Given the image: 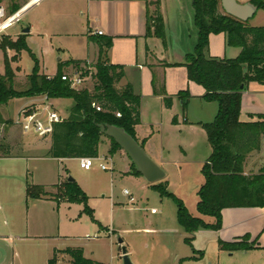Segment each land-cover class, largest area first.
Masks as SVG:
<instances>
[{"label": "crops", "instance_id": "0c3cea01", "mask_svg": "<svg viewBox=\"0 0 264 264\" xmlns=\"http://www.w3.org/2000/svg\"><path fill=\"white\" fill-rule=\"evenodd\" d=\"M155 1L47 0L44 9L37 12V7L41 6H37L40 0H27L14 14L16 26L17 17L22 12L26 11L25 15L30 19L14 35L17 38L25 29H28L27 35H39L43 24L46 36L56 41H77L79 50L85 55L80 58L71 57L64 62L79 61L85 63L89 70H94V65L101 59L120 67L124 76L115 84V88L121 90L126 85L131 86L134 96L140 101V123L133 129L136 141L161 169L168 164H184L187 157L199 147L204 149V158L196 162L200 164L201 174V168L211 154L201 125L214 120L218 105L203 98L205 89L189 81L187 70L182 65L185 56L193 51L197 41L192 0H159V12L164 24V42L146 34L148 15L154 11L151 2ZM235 1L240 5L252 2ZM219 7L222 11L221 5ZM246 23L253 28L264 27V11L257 9ZM98 31L102 32L101 36L95 34ZM106 38L111 39V46L101 53L97 41ZM72 51V48H67L68 54ZM239 53V48L227 46L225 34L209 35L206 57L233 59ZM64 70L74 69L70 65L63 72ZM181 92H186L187 98H180ZM165 97L171 98L172 104L169 108L164 105ZM45 98H27L28 103L22 105L21 109L30 107L41 110L45 106H51L62 120L67 119L69 110L64 115L57 108L66 105V100L69 99ZM263 115L264 86L250 83L241 94L239 120L243 123L253 122ZM1 119L5 120L2 116ZM21 134L20 139L11 144L13 149H8L7 156L0 154V264H48L55 251L61 252L68 248L81 249L86 259L106 264L96 256L100 252L98 246L101 242H106L105 245L109 248L111 237L116 232L109 231L96 221L94 223L103 230L99 232H103L104 237L75 238L73 232L85 225L71 209L77 204H69L49 196L68 181L67 164L71 160L78 162L79 159H52L47 156L50 136L34 139L35 135L23 132ZM99 140L108 144L109 153L110 139L100 135ZM119 152L123 151L120 149L115 153ZM109 161L111 163V159ZM263 166L264 135L261 137L260 150L247 156L244 175L256 174ZM113 171L112 169L111 172ZM129 173H132V162ZM131 178L138 177L134 175ZM28 185L42 186L48 196L40 199L27 198ZM236 214H241L242 219L226 224V220L230 216H237ZM201 219L207 224L214 223V219L210 217L201 216ZM246 222H255L258 228L245 231L244 237L263 233L264 208L224 209L222 227L216 233L228 239L226 234L231 227ZM237 235L233 237L235 241L239 237ZM76 240L79 242L72 244ZM255 243L250 250L243 252L264 264V244ZM7 250L10 252L9 256ZM63 263L72 264L67 254L58 253L56 264Z\"/></svg>", "mask_w": 264, "mask_h": 264}, {"label": "trees", "instance_id": "16d2710c", "mask_svg": "<svg viewBox=\"0 0 264 264\" xmlns=\"http://www.w3.org/2000/svg\"><path fill=\"white\" fill-rule=\"evenodd\" d=\"M251 4L264 11L263 0H252ZM151 5L154 6V11L148 15L146 34L164 42V24L159 12V0ZM219 6L220 0H192L197 41L193 51L185 56L182 64L187 70L189 81L205 89L206 94L203 98L218 105L214 120L201 125L206 133L211 154L201 168L204 183L197 191L196 204L199 215L213 218L214 223L207 224L201 218L191 216L183 202L167 192V182L154 185L162 197L174 202L177 221L187 235L184 242L188 246H191L193 235L199 229L220 231L224 209L264 208V166L256 174L244 175L243 172L247 156L260 150L261 137L264 135V115L253 122L243 123L239 120L242 92L250 83L264 86V27L253 28L247 23L222 14L219 12ZM19 9L20 6L14 7L12 13ZM220 33L225 34L227 46L240 49L236 58L206 57L209 35ZM25 36L19 35L15 41L8 37L1 38L0 53L3 56L4 71L0 74V107L7 105L12 99L39 96L72 101L73 106L68 111L67 119L52 127L48 157L96 159L101 135L97 125L116 126L135 139L133 129L140 123V101L134 96L131 86L126 85L121 90L115 88V84L124 74L120 67L110 65L106 60L100 59L94 65L95 85L93 92L90 93L84 89H73L67 82L61 80L63 69L70 65L74 71L81 72V76L90 74L85 63L79 61L61 63L56 74L48 77L39 73L38 62L33 54L29 53L34 66L31 74L27 76V88L23 91L15 90L14 81L20 69L18 67L13 69L11 64L18 62L21 51L29 52ZM97 44L101 53L106 52L111 46V39L98 40ZM8 51L14 52L10 60L7 57ZM187 96L186 92L179 93L180 98ZM171 104V98L165 97V107L169 108ZM117 114L119 116H116ZM0 122L3 123L1 116ZM118 150L120 148L110 140L109 154H114ZM8 153L5 147L0 146L2 156H7ZM131 174L140 175L133 164ZM58 194L57 198H53L69 204H82L84 212L93 218L86 205L87 197L75 181L64 182L58 187ZM46 196L48 195L42 186L26 187L27 198L40 199ZM92 221L96 223L95 220ZM219 243L221 250L231 252L247 251L252 247L243 240ZM58 253L67 254L72 264H102L86 259L81 249L71 248L61 252L55 251L48 264H56ZM199 254L202 256L200 252ZM187 260L196 258L182 259L180 264Z\"/></svg>", "mask_w": 264, "mask_h": 264}, {"label": "rangeland", "instance_id": "374dc122", "mask_svg": "<svg viewBox=\"0 0 264 264\" xmlns=\"http://www.w3.org/2000/svg\"><path fill=\"white\" fill-rule=\"evenodd\" d=\"M26 1L0 0V7L4 8L6 18H13L14 14H16L12 13L13 8L20 6ZM38 3L37 6H41L37 7V12L44 9L47 0H40ZM219 12L224 14L220 7ZM25 14L26 11L18 15L17 26L16 19H14L0 30V41L2 37H8L11 41L16 40V35L14 34L25 27L30 19ZM44 27L41 24L39 32L41 35L34 33L31 35L25 34V43L29 52L26 50L21 51L18 62L11 64L13 69L17 67L20 69L16 73L14 81L15 90L17 91H23L27 88V76L31 74L34 66L29 53L36 58L39 73L46 75H55L59 64L71 57L80 58L85 56L79 50L80 47L76 44L77 41L65 39L56 41V39L45 35ZM69 47L73 49L70 54L67 52ZM13 56V51L7 52L9 60ZM3 71V56L0 53V74ZM89 71L90 74H88L84 83L76 88L77 90L93 91L95 85L93 74L95 70L91 69ZM73 72L74 70H64L63 73L71 76ZM28 101L27 98L12 99L7 105L0 107L1 116L5 119L2 121L6 125L1 136L0 146L5 147L7 150L13 149L11 144L18 141L22 135L20 127L15 125L14 121L18 117L21 106L28 103ZM66 101V105L58 106L57 108V111L62 112L64 115L73 106L71 100ZM28 137L32 138L31 135H28ZM36 138L44 139L35 136L34 139ZM107 147L108 144L106 142L99 140L98 158L94 160L93 167L89 171L79 169L78 162L73 160L67 164L68 175L66 180L69 177L72 178L84 191L87 197L86 205L93 217L91 218L84 212L82 204H77L71 208L73 213L78 215V219H82L85 223L82 228L73 232L75 233L74 237L80 239H87L93 236L104 237L103 232H99L103 230L92 220L99 222L109 231L116 232L111 237V246L109 248L105 245L106 242L105 244L103 242L99 244L98 249L100 252L96 255L98 258L104 260L106 264H122V249L124 248L126 256L132 264L133 262L136 264H180L182 259L192 258H196L198 261L187 260L184 264H260L257 259L251 255H245L243 251L221 250L219 243L220 241L232 243L235 241L233 237L239 234V237L236 238L237 241L243 240L249 246L255 242L263 245L264 232L253 233L251 237L244 239L245 231L258 228L255 222L240 223L231 227L226 234L228 239H224L223 235L221 237L212 230L199 229L193 235L191 246H188L184 242L187 235L182 231L177 221L174 202L171 199L162 197L158 188L154 186L159 185L160 182H167V192L180 199L191 216L201 218L197 212L196 204L198 202L197 189L199 190L202 185L203 177L199 172L200 164L196 162L204 158V149L199 147L197 151L187 157V161L184 164L164 165L162 170L166 178L154 184H147L140 175H135V177H138L137 179L131 178L134 176L129 173L131 172V161L125 153L109 154ZM109 159H111V168L114 171H102L100 165L110 168ZM124 191H127L129 196L125 195ZM58 195V189L49 194V196L55 198ZM130 197L134 199L132 204L129 203ZM152 210H154L153 214H151ZM236 215L230 216V219L226 220V224L242 219L241 214ZM207 220L212 221L211 219ZM119 240L122 241L121 244ZM76 242L79 241H73L72 244ZM193 251L197 253H193ZM199 252L202 256H200ZM6 253L9 256L10 252L8 250Z\"/></svg>", "mask_w": 264, "mask_h": 264}, {"label": "water", "instance_id": "95a60500", "mask_svg": "<svg viewBox=\"0 0 264 264\" xmlns=\"http://www.w3.org/2000/svg\"><path fill=\"white\" fill-rule=\"evenodd\" d=\"M222 11L225 15L230 16L240 22L246 23L253 16L257 8L250 4L240 5L235 0H220ZM28 29L23 31L27 34ZM100 134L112 140L131 160L136 171L148 183L154 184L165 178L164 171L147 155L145 150L139 143L128 135L123 129L113 125H97ZM72 178H68V182H73ZM121 244L122 241L119 240ZM122 264H132L126 256V251L122 249Z\"/></svg>", "mask_w": 264, "mask_h": 264}, {"label": "built area", "instance_id": "2783aa9c", "mask_svg": "<svg viewBox=\"0 0 264 264\" xmlns=\"http://www.w3.org/2000/svg\"><path fill=\"white\" fill-rule=\"evenodd\" d=\"M9 20L10 18H6L5 16L4 9L0 7V30L6 27ZM95 34L101 36L102 32L98 31ZM87 70L89 71L88 68ZM81 75V72L74 71L71 76L63 74L61 80L67 82L71 88L76 89L84 83L88 76ZM45 100H47V98H45ZM96 109L99 110V108ZM116 116L119 115L117 114ZM62 121L61 117L55 111H53L50 107L45 106L41 110H36L30 107L21 109L18 113L17 119L14 121V124L18 125L24 134H32L39 138H46L51 135L53 125ZM5 126L4 122H0V142ZM94 160L95 159L92 158L79 159L78 164L80 169L89 171L93 167ZM100 169L102 171H112L111 167L108 168L105 165H100ZM123 193L129 196L127 191H124ZM129 202L133 203L134 199L130 198ZM151 213H154V211L152 210Z\"/></svg>", "mask_w": 264, "mask_h": 264}, {"label": "bare ground", "instance_id": "6f19581e", "mask_svg": "<svg viewBox=\"0 0 264 264\" xmlns=\"http://www.w3.org/2000/svg\"><path fill=\"white\" fill-rule=\"evenodd\" d=\"M14 19H15V16H13V18H10V20L8 21V23H10L11 21H13ZM8 23H7V24H8ZM7 24H6V25H7Z\"/></svg>", "mask_w": 264, "mask_h": 264}]
</instances>
